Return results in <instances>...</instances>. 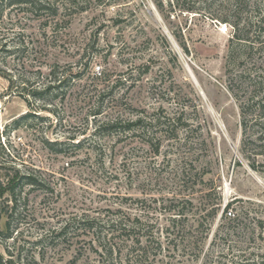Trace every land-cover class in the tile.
I'll use <instances>...</instances> for the list:
<instances>
[{
    "label": "rangeland",
    "instance_id": "374dc122",
    "mask_svg": "<svg viewBox=\"0 0 264 264\" xmlns=\"http://www.w3.org/2000/svg\"><path fill=\"white\" fill-rule=\"evenodd\" d=\"M9 2L2 262L264 263V0Z\"/></svg>",
    "mask_w": 264,
    "mask_h": 264
},
{
    "label": "trees",
    "instance_id": "16d2710c",
    "mask_svg": "<svg viewBox=\"0 0 264 264\" xmlns=\"http://www.w3.org/2000/svg\"><path fill=\"white\" fill-rule=\"evenodd\" d=\"M14 1H17V0H10V2H9V4H13V3H15ZM262 21H264V19H262ZM234 29H235V36H237V38L240 40L241 38H239V34H238V31H240V29L238 28V26L236 25V27H234ZM263 101H264V99H262ZM261 100V101H262ZM264 107V106H263ZM262 114H264V111L262 112ZM143 120L141 119V118H139V119H137V120H134V121H129L128 122V126H129V128H131V127H134L135 128V126L136 127H139V129H142L143 131H145L146 130V126H144V124H143ZM17 123V122H16ZM243 123H244V120H243ZM115 124V123H114ZM117 124V123H116ZM158 125L160 126V125H163L164 126V128L165 129H167V130H170L171 129V127L173 126V123H171V122H161L160 120H159V122H158ZM176 133V132H175ZM177 136H176V134H173V136H172V138L171 139H174V138H176ZM150 141H152V140H150ZM160 142H158L157 143V145H156V152H159L160 151ZM25 177H31V176H27V175H25L24 176V178ZM22 179L23 178V176H21L20 177V175L18 174V173H16V175L12 178V179H10V181H9V185H11V187H9V188H7L8 190H6L5 188H4V191L6 190V191H10L11 193H13L14 192V189L17 187V185H18V181H19V179ZM29 182L28 183H31V184H34V183H36V181L35 180H32V179H30V180H28ZM0 191H3V186L2 185H0ZM2 194V193H1ZM227 206H229V204L227 205ZM228 208V207H227ZM224 212H226V210L224 211ZM230 214H232L231 212H230ZM128 235V234H127ZM112 252L113 251V247H109V248H107V252ZM142 257V256H141ZM143 258V257H142ZM3 260H2V256H0V264H13V262L11 261V260H9V261H7L6 263H3L2 262ZM261 264H264V263H261Z\"/></svg>",
    "mask_w": 264,
    "mask_h": 264
}]
</instances>
